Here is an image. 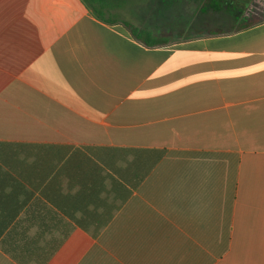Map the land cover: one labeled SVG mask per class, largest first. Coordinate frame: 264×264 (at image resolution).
Wrapping results in <instances>:
<instances>
[{"label":"crops","instance_id":"obj_1","mask_svg":"<svg viewBox=\"0 0 264 264\" xmlns=\"http://www.w3.org/2000/svg\"><path fill=\"white\" fill-rule=\"evenodd\" d=\"M115 18L0 0V264H264V21Z\"/></svg>","mask_w":264,"mask_h":264},{"label":"rangeland","instance_id":"obj_2","mask_svg":"<svg viewBox=\"0 0 264 264\" xmlns=\"http://www.w3.org/2000/svg\"><path fill=\"white\" fill-rule=\"evenodd\" d=\"M123 14L107 12L148 28L178 44L217 29L229 30L237 21H264V0H120ZM213 27H207V25Z\"/></svg>","mask_w":264,"mask_h":264},{"label":"trees","instance_id":"obj_3","mask_svg":"<svg viewBox=\"0 0 264 264\" xmlns=\"http://www.w3.org/2000/svg\"><path fill=\"white\" fill-rule=\"evenodd\" d=\"M88 6H90L93 10L94 15L98 18L113 24L118 22L116 18L106 17L107 9H109L112 4L116 0H85ZM120 1V0H119ZM109 13V12H108ZM261 21H251V20H244L242 22L237 21V23L229 30L217 29L209 32V34L217 35V34H226V33H234L239 32L244 29L250 28ZM122 24L128 29L131 36L148 47H157V46H164L169 43L168 38L156 35L152 30L140 26H136L128 21H122Z\"/></svg>","mask_w":264,"mask_h":264}]
</instances>
